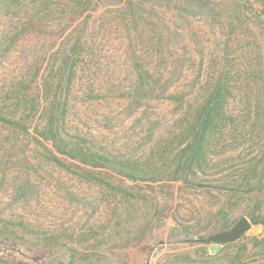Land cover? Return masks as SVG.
Returning <instances> with one entry per match:
<instances>
[{"label": "rangeland", "instance_id": "374dc122", "mask_svg": "<svg viewBox=\"0 0 264 264\" xmlns=\"http://www.w3.org/2000/svg\"><path fill=\"white\" fill-rule=\"evenodd\" d=\"M173 4L144 0L135 22L112 18L118 14L113 9L95 13L87 27L92 50L71 77L50 53L65 40L45 33L10 45L0 38V113L29 124L25 131L0 121L1 259L198 264L186 260V242L228 229L242 216L252 223L246 235L264 234V190L231 187L239 168L264 152V0H205L204 8ZM175 57L179 66H169ZM136 59L152 75L173 70L188 77L168 87L151 83L138 97ZM223 68L263 73L260 84L229 95L233 114L211 140L197 177L168 178L185 143L178 129L190 99L181 105L166 96L187 93L202 70ZM54 98L66 142L80 141L123 162L138 170L139 179L91 168L34 134L35 123L46 126ZM204 243L214 254L218 243Z\"/></svg>", "mask_w": 264, "mask_h": 264}, {"label": "trees", "instance_id": "16d2710c", "mask_svg": "<svg viewBox=\"0 0 264 264\" xmlns=\"http://www.w3.org/2000/svg\"><path fill=\"white\" fill-rule=\"evenodd\" d=\"M144 0H0V38L7 44H13L21 37H39L42 34L65 40L59 47L50 53L60 58L58 70H69L68 77L73 75L72 70H78L89 50H92L91 41L87 37V27L90 19L101 9H113L112 18L126 17L127 21H137L140 14L138 6ZM174 7L180 4L204 8L205 0H173ZM145 3V2H144ZM207 9V6H206ZM208 11V10H207ZM110 20V19H108ZM161 33V32H160ZM130 35V34H129ZM179 66V58L170 60L169 66ZM168 66V67H169ZM134 69L136 80L134 83L135 95L141 97L148 91L149 85L157 84L165 87L177 83V78L184 79L187 74L175 76V72L158 70L152 75L149 68L142 62L135 60ZM263 70H202L191 79L187 93L179 90L166 97L175 100L181 105L188 98L190 105L182 115L184 123L178 130L184 139V145L175 155V167L167 171V177L173 180H188L190 176L197 177L202 171V165L207 163L208 149L211 140L221 130L222 124L233 114L227 108L229 95L235 89L248 85H258L259 75ZM247 72V73H245ZM260 72V73H259ZM69 82V80L67 79ZM264 84V79L261 80ZM60 104L55 98L49 111L46 126L35 123L32 126L34 134L53 147L62 155L76 159L91 168H105L116 177L139 179V172L133 168H124L123 162L100 154L88 148L80 141L66 142L59 135L58 125ZM0 121L18 129L28 130L24 118H13L0 113ZM122 165V166H121ZM238 180L231 187L238 191L249 193L264 190V152L254 155L238 170ZM220 188H224L223 186ZM255 222V220H252ZM186 260L197 261L198 264H264V234L242 235L232 242L218 243L213 249L214 254L207 252L204 242L188 241ZM192 249V250H191ZM191 251L195 257L192 256ZM0 261L8 264H31L28 261L9 259Z\"/></svg>", "mask_w": 264, "mask_h": 264}, {"label": "water", "instance_id": "95a60500", "mask_svg": "<svg viewBox=\"0 0 264 264\" xmlns=\"http://www.w3.org/2000/svg\"><path fill=\"white\" fill-rule=\"evenodd\" d=\"M264 224V220L260 221ZM252 226L251 221L246 217L242 216L238 218L232 226L228 229L221 230L215 234L207 237L197 238L198 242H215V243H225L232 242L239 239L242 235L246 233Z\"/></svg>", "mask_w": 264, "mask_h": 264}]
</instances>
